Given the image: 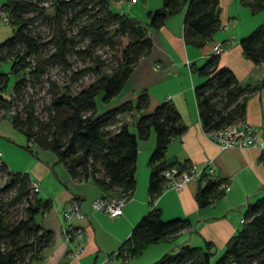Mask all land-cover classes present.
<instances>
[{
	"label": "trees",
	"instance_id": "16d2710c",
	"mask_svg": "<svg viewBox=\"0 0 264 264\" xmlns=\"http://www.w3.org/2000/svg\"><path fill=\"white\" fill-rule=\"evenodd\" d=\"M48 0H5L0 4L13 27L11 35L0 41V63L10 60L8 70L0 69V117L10 115L12 124L27 135L29 142L51 148L75 179L91 177L106 192L124 191L128 194L135 185V168L138 138L146 137L151 127L155 143L148 155L151 166L148 176L150 207L133 225L129 236L121 243L124 254H135L147 243L172 235L190 224L188 216L163 218L153 200L163 186L162 168L169 140L181 133L185 125L169 99H163L146 110L148 91L143 88L134 99L126 98L98 111L95 95L102 90V100L108 101L125 83L138 58L149 52L152 39L146 26L161 25L169 13L184 4L183 33L187 41L201 45L210 39L219 27L218 0H162L147 11L142 22L125 11L114 10L110 0H50L52 11L47 10ZM251 11L264 7V0H241ZM47 20L50 34L32 30L38 19ZM115 24L114 29L109 26ZM86 39L84 44H80ZM245 56L255 63L264 60V20L239 38ZM106 44L112 50L113 63L109 71L99 72L105 65L96 58L93 66L72 68L71 75L79 77L89 69L95 77L74 92L65 85L59 89L53 80L46 102L45 116H38L31 106L32 100L17 102L28 82L40 81L49 63L55 61L69 67V54L82 60L90 58L97 45ZM218 53H211L194 65L204 78L194 86L197 108L205 130L242 120L248 85L241 84L234 72L219 65ZM10 73L19 74L6 93ZM32 80V81H31ZM15 108L10 111L11 105ZM135 109L136 131L126 122L117 123L121 112ZM186 162L180 167H186ZM0 171L7 175L0 184V264H28L40 256L53 239V230L43 226L34 215L52 206V199L38 195L30 186L26 170H11L3 160ZM202 175L206 171L201 172ZM221 178L208 177L196 192L199 205L223 189L218 187ZM14 190L3 198L7 189ZM23 201L21 214L12 216L9 206ZM73 234V228H71ZM120 252L123 251L119 250ZM209 242L182 243L177 251L164 252L147 264H264V193L249 201L244 209L241 227L228 239L224 249L215 257Z\"/></svg>",
	"mask_w": 264,
	"mask_h": 264
},
{
	"label": "crops",
	"instance_id": "0c3cea01",
	"mask_svg": "<svg viewBox=\"0 0 264 264\" xmlns=\"http://www.w3.org/2000/svg\"><path fill=\"white\" fill-rule=\"evenodd\" d=\"M118 1H112L115 3L113 6L123 11ZM153 4L157 7L161 0H145L148 10L153 9ZM218 7L219 27L201 45L189 42L184 37L185 4L169 13L161 25L146 26V34L152 39L149 52L138 58L119 91L106 104L97 106L98 111H101L126 98L134 99L143 88L149 94L146 110L152 109L163 99L173 102L185 128L169 140L165 161L178 166L184 162L187 166L194 164L202 171H206L207 165L213 169L212 172L206 171L205 175L201 171L186 179L179 188L162 186L153 202L163 218L188 216L190 224L172 235L147 243L135 254H124L121 243L129 236L140 215L151 205L148 192L151 166L148 155L155 138L147 142H141L143 138H138L135 185L122 211L114 216L94 208L91 203L94 197L110 192H106L90 176L80 180L73 178L55 154L53 161L37 160L34 166L26 169L29 176L39 182L38 190L41 191L38 195L52 199V206L42 213H36L34 217L43 226L53 230L51 243L28 264H147L157 259L159 254L178 249L182 243L203 245L205 242H209L213 257L224 249L228 239L241 227L246 204L264 193V150L254 145L224 146L209 136L202 125L194 91V86L204 75L193 66L201 64L212 53L215 39L222 40L224 47L218 53L219 65L229 67L241 84L251 87L247 91L244 117L239 121L252 124L262 134L264 60L255 63L245 56L239 42L240 36L254 24L249 22L245 26H238L246 4L241 0H218ZM146 20L147 17L142 22ZM12 32L11 23L0 19V41ZM123 114L126 115L122 117ZM137 115L135 109L121 112L117 123L112 124L111 128L122 122L127 123L128 118L135 121ZM2 158L7 167L14 170L3 155ZM208 177L225 179L229 187L212 196L209 202L199 205L196 192ZM43 184L46 187H41ZM72 199H77L81 216L71 213L66 217L63 214ZM69 224L74 236L70 241L63 237V227ZM77 240L83 247L75 252L73 249ZM121 248L123 251L120 252Z\"/></svg>",
	"mask_w": 264,
	"mask_h": 264
},
{
	"label": "rangeland",
	"instance_id": "374dc122",
	"mask_svg": "<svg viewBox=\"0 0 264 264\" xmlns=\"http://www.w3.org/2000/svg\"><path fill=\"white\" fill-rule=\"evenodd\" d=\"M5 1V0H0ZM111 0V7L114 10L115 7L113 6L115 3ZM50 0L46 1L47 10L52 11L51 5H49ZM119 7L123 11L127 12L128 14L135 16L139 20H144L147 17L148 8L145 5V0H119ZM114 3V4H113ZM162 3V0H161ZM247 6V5H246ZM153 9L156 7L153 4ZM240 20L237 22L239 27L241 25H247L249 22L254 23L252 24L251 28L254 27L257 23L264 20V7L260 8L256 11H251L250 8L247 6L245 7L244 11L241 12ZM254 21V22H253ZM115 24H111L109 26V30L114 29ZM32 30L39 31L42 35L48 36L50 34V26L47 20L38 18L32 25ZM246 33V32H245ZM86 39L82 40L80 44H84ZM112 53L113 50L106 44L97 45L93 51V54L90 58L82 60L79 57H75L74 54H69V62L70 66L65 67L63 64L59 62H51L47 66V70L43 73V78L40 81L35 82H28L25 87V90L22 96L17 99L18 101L15 102L18 105H22L24 101L32 100L31 106L34 109V113L38 116H45L46 114V102L50 96V83L49 80H53L54 83L58 84L59 89H63L65 85L69 86L71 92L76 91L83 85H86L90 82L96 75L97 72L95 70L89 69L86 73L82 74L79 77H73L71 75L72 68L81 67V66H93L95 63L96 58L100 57L101 59L106 62L105 65L100 67L99 72L109 71L110 65L113 63L112 60ZM10 65V60H3L0 63L1 70H8ZM19 74L10 73L9 75V85L8 89L5 91L7 94L12 91V83L14 78H16ZM32 81V80H31ZM102 90H99L95 95V101L97 106H101L102 104H106V101L102 100ZM15 103H13L10 107V111L15 108ZM135 114V113H134ZM126 114H123L124 117ZM128 127L131 131L135 132V121L131 118L127 119ZM141 142H147L150 138H155V131L153 127L150 128L149 133L146 137H142ZM0 150L2 152L3 157L6 161H8L10 167L14 170H26L30 169L34 166L37 160H48L53 161L52 157L55 156V152L49 147L39 146L35 142H29L27 140L26 133L21 130L20 128L14 126L10 120V115L6 113L4 116L0 117ZM60 162V161H58ZM57 162V165L59 164ZM50 163V162H49ZM56 165V167H58ZM59 168V167H58ZM61 172V169H60ZM7 175L0 171V184H4L6 182ZM45 181V180H44ZM46 187L45 184L41 185V187ZM14 190V188L7 189L3 192V198H7V196ZM41 190H38V193ZM24 202L20 201L17 203H12L9 206L10 212L12 216L15 214H21L22 206ZM173 250L171 252L177 251ZM161 255V254H159ZM218 255V254H217ZM217 255H214L215 258ZM158 257V256H156ZM154 261V260H153Z\"/></svg>",
	"mask_w": 264,
	"mask_h": 264
},
{
	"label": "built area",
	"instance_id": "2783aa9c",
	"mask_svg": "<svg viewBox=\"0 0 264 264\" xmlns=\"http://www.w3.org/2000/svg\"><path fill=\"white\" fill-rule=\"evenodd\" d=\"M0 19L8 21L7 13L4 9L0 8ZM224 47V42L220 39H215L212 42V53H219ZM209 136L224 146L231 145H254L258 146L264 150V128L262 134H259L255 127L244 121L231 122L223 126H219L208 130ZM3 161L2 152L0 150V165ZM206 171L212 172L213 167L207 165ZM201 169H197L194 164H189L186 167H180L176 164H168L162 168L165 179L163 182L164 187L173 186L179 188L183 181L188 178L194 177L197 173L201 172ZM30 186L34 190L39 189V182L36 178L30 177ZM218 187L222 189H227L229 184L227 180L220 179L218 182ZM128 193L114 192V193H104L102 195L96 196L92 199L91 203L94 208L101 209L107 213L109 216H114L122 211V206L128 197ZM71 213H75L78 216L82 215L79 209L77 199H72L68 209L63 211L66 217H69ZM71 225L63 227V237L70 241L74 236L71 232ZM82 243L77 240L74 245V251L78 252L82 249Z\"/></svg>",
	"mask_w": 264,
	"mask_h": 264
}]
</instances>
